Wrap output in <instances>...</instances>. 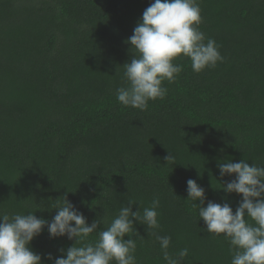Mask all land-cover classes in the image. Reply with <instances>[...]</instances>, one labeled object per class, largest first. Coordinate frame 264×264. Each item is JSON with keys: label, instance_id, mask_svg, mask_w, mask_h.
Wrapping results in <instances>:
<instances>
[{"label": "trees", "instance_id": "16d2710c", "mask_svg": "<svg viewBox=\"0 0 264 264\" xmlns=\"http://www.w3.org/2000/svg\"><path fill=\"white\" fill-rule=\"evenodd\" d=\"M151 2L0 0V212L51 221L65 197L91 224L129 199L142 214L158 197L160 228L134 221L137 264H165L152 231L171 237L170 254L188 249L181 264H230L223 235L208 233L186 199V181L205 189L203 206L235 211L241 197L218 188L235 174L221 177L218 164L264 166V0H197L199 29L223 62L195 73L177 59L183 71L163 82L166 96L141 111L116 89L134 55L127 38ZM74 242L49 238L45 226L29 247L53 264Z\"/></svg>", "mask_w": 264, "mask_h": 264}, {"label": "clouds", "instance_id": "9594fccd", "mask_svg": "<svg viewBox=\"0 0 264 264\" xmlns=\"http://www.w3.org/2000/svg\"><path fill=\"white\" fill-rule=\"evenodd\" d=\"M201 9L197 0H153L143 11L141 19L127 38L134 49L130 62L123 65L125 86L116 89L117 100L125 107L146 111L148 102L163 99L167 94L164 81L175 82L183 71L177 59L188 58L195 73L205 68H214L224 57L212 38L200 31ZM165 160L174 161L168 155ZM219 174L234 178L220 183L219 189L225 194L236 193L241 197L233 211L228 202L205 203V189L193 179L186 181L187 200L193 202L198 217L210 234L223 235L231 253L230 264H264V166L246 160L218 164ZM199 200V204L195 201ZM136 202L129 199L110 221L103 217L91 224L65 197L51 205L57 209L51 221L37 218L33 212L27 214L0 212V264H42L40 254L29 247L34 237L45 226L49 238L67 236L75 238L72 246L59 249L63 256L53 260V264H137L136 240L139 235L134 221L145 225L149 230L160 228L157 209L158 197H153L150 206L143 213L132 211ZM107 227L97 233L95 241H89L90 234L96 232L98 224ZM128 239H125V235ZM151 234L159 243L165 264H181L188 255V249L170 254V236H161L156 231ZM79 245V246H75Z\"/></svg>", "mask_w": 264, "mask_h": 264}]
</instances>
